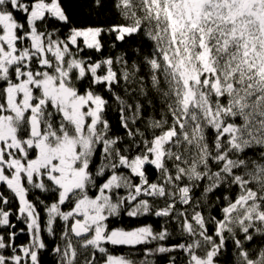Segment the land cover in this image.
Instances as JSON below:
<instances>
[{"label": "snow or ice", "instance_id": "6c2138e0", "mask_svg": "<svg viewBox=\"0 0 264 264\" xmlns=\"http://www.w3.org/2000/svg\"><path fill=\"white\" fill-rule=\"evenodd\" d=\"M0 264H264V0H0Z\"/></svg>", "mask_w": 264, "mask_h": 264}]
</instances>
